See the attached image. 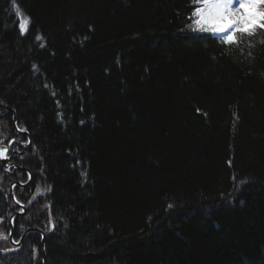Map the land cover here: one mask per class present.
<instances>
[{
    "label": "trees",
    "instance_id": "16d2710c",
    "mask_svg": "<svg viewBox=\"0 0 264 264\" xmlns=\"http://www.w3.org/2000/svg\"><path fill=\"white\" fill-rule=\"evenodd\" d=\"M199 1L16 0L25 30L0 0V104L46 194L15 238L50 214L46 264H264V30L196 33ZM27 177L0 163L2 235Z\"/></svg>",
    "mask_w": 264,
    "mask_h": 264
},
{
    "label": "snow or ice",
    "instance_id": "6c2138e0",
    "mask_svg": "<svg viewBox=\"0 0 264 264\" xmlns=\"http://www.w3.org/2000/svg\"><path fill=\"white\" fill-rule=\"evenodd\" d=\"M17 15L24 20L22 28L29 22L28 18L23 17L16 0H11ZM204 8L197 9L194 13L199 17L195 24L201 29L214 33H225L231 29L226 42L229 44L239 43L236 39L237 33L251 34L252 29L256 27V17L264 21V12L255 14L251 11L258 4H264V0H239V7L233 9V0H203ZM243 13V14H242ZM259 27L264 29V23H259ZM26 30V29H25ZM7 148L0 149V157L7 158ZM38 191H40L38 189ZM171 207V205H169ZM54 227V226H53ZM2 238V234H0Z\"/></svg>",
    "mask_w": 264,
    "mask_h": 264
},
{
    "label": "flooded vegetation",
    "instance_id": "af4514ba",
    "mask_svg": "<svg viewBox=\"0 0 264 264\" xmlns=\"http://www.w3.org/2000/svg\"><path fill=\"white\" fill-rule=\"evenodd\" d=\"M4 115L0 114V118H3ZM0 126H1V122H0ZM8 137L10 136H6L4 135L3 133L0 132V149L1 147L3 146V144H7L9 145L10 142H15L13 144H11L8 149H9V156H13L15 153H23L24 152V155L26 154V152H28V150L31 148L32 145H30L28 148H26V146H28L30 144V141H29V137L27 135H18V134H13L12 135V139H8ZM24 155H16L14 157V159L12 160L11 163H14L15 165H18V162H19V157H23ZM18 159V160H17ZM12 172L9 171V173H11L12 175H15L14 174V170L12 169L11 170ZM23 173V172H21ZM33 191L30 190L29 188V191H27L25 193L26 196H29L31 195ZM40 257V256H39ZM37 258L34 262V264H40V258Z\"/></svg>",
    "mask_w": 264,
    "mask_h": 264
},
{
    "label": "water",
    "instance_id": "95a60500",
    "mask_svg": "<svg viewBox=\"0 0 264 264\" xmlns=\"http://www.w3.org/2000/svg\"><path fill=\"white\" fill-rule=\"evenodd\" d=\"M0 106L3 107V108H5L6 110H8V111H10V112H12V113L14 114V124H15V126L17 127V125H16V115H15L14 111L11 110L10 108L6 107V106H3V105H0ZM9 160H10V159H9ZM9 160H2V163H3L4 165L7 166ZM18 170L28 172V173L31 175V173H30L27 169L19 168ZM16 184H17V185H21L20 183H16ZM22 186H24V185H22ZM12 196H13V195H12ZM13 198H14V197H13ZM21 207L25 210V207H24L23 205H21ZM16 215L18 216V215H20V214H19V213H16ZM12 220H13V219H12ZM30 232H35V233H41V234H43V233L40 232L39 230H28V231L26 232V234L23 236L21 242L23 241V239L25 238V236L28 235ZM43 236H44V239H45V234H43ZM17 246H20V244H18ZM44 258H45V257H44ZM43 264H45V260H44V263H43Z\"/></svg>",
    "mask_w": 264,
    "mask_h": 264
},
{
    "label": "rangeland",
    "instance_id": "374dc122",
    "mask_svg": "<svg viewBox=\"0 0 264 264\" xmlns=\"http://www.w3.org/2000/svg\"><path fill=\"white\" fill-rule=\"evenodd\" d=\"M261 5L262 4H258L254 9H256L257 10V12H262V10H261ZM205 7V6H204ZM257 23H256V27L255 28H257V27H259V23H263V21L262 20H260V18H259V16L257 15ZM199 17H197L196 16V18H195V21L198 19ZM21 20L23 21V24H24V20L22 19V17H21ZM194 30L195 31H197V32H206V33H210V34H213V35H215V36H217L219 33H214V32H210V31H206V30H201L196 24H195V22H194ZM23 32H25L24 31V29L22 30ZM224 38H226L227 39V36L226 37H224Z\"/></svg>",
    "mask_w": 264,
    "mask_h": 264
},
{
    "label": "bare ground",
    "instance_id": "6f19581e",
    "mask_svg": "<svg viewBox=\"0 0 264 264\" xmlns=\"http://www.w3.org/2000/svg\"><path fill=\"white\" fill-rule=\"evenodd\" d=\"M232 7H233V9H236V8H238L237 7V5L233 2V4H232ZM251 11L253 12V9H251ZM243 14V13H242ZM256 21H257V17H256ZM230 32H231V29L228 31V32H225V33H219V35H221V36H225V35H227V34H230Z\"/></svg>",
    "mask_w": 264,
    "mask_h": 264
}]
</instances>
